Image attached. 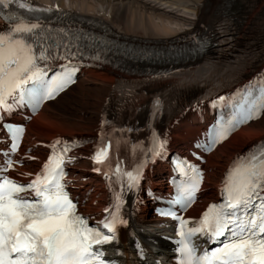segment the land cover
<instances>
[{
    "label": "snow or ice",
    "instance_id": "snow-or-ice-1",
    "mask_svg": "<svg viewBox=\"0 0 264 264\" xmlns=\"http://www.w3.org/2000/svg\"><path fill=\"white\" fill-rule=\"evenodd\" d=\"M14 6L43 11L22 0H0V9ZM5 19L10 23L0 33V109H12L9 97L38 107L75 82L77 69L67 66L59 76L46 79L39 61L50 57L46 48L34 43L38 23L27 22L15 11ZM108 147L95 153V163L104 162ZM163 147L161 142L158 148ZM52 148L43 170L28 184L0 175V264H106L98 246L115 238L119 217L106 210L109 216L99 226H90L62 183L69 149L58 150L55 144ZM11 167L9 163L7 168ZM127 176L132 181L129 187L138 183L139 174L129 172ZM198 188L199 180L185 188L181 201L185 207L194 201ZM224 192V203L209 206L196 226L188 227L190 221L176 217L179 264H264V150L233 169ZM198 236L217 247L204 248L198 254Z\"/></svg>",
    "mask_w": 264,
    "mask_h": 264
},
{
    "label": "bare ground",
    "instance_id": "bare-ground-1",
    "mask_svg": "<svg viewBox=\"0 0 264 264\" xmlns=\"http://www.w3.org/2000/svg\"><path fill=\"white\" fill-rule=\"evenodd\" d=\"M41 1L66 12L67 1L70 0ZM71 2L78 4L76 12L79 15L107 24L125 39L173 44L207 27L214 34L213 43L207 55L196 59L191 56L188 61L185 58L180 63L173 60L166 66L171 71L160 76L135 78L109 69L90 71L87 77L57 100L46 103L33 119L27 127V135L34 145L58 136L97 133L101 120H106L109 126H145L152 101L156 98L163 101L161 127L170 129L175 122L184 121V118L180 119L183 112L195 102L244 83L264 67V0H234L232 3L228 1L226 6V0H124L115 4L110 0ZM155 6L192 15L196 19L183 24L191 30L182 32L166 27L167 21L171 24L175 20L167 18L166 14L156 15L155 11L159 9ZM83 7H86V13L81 11ZM134 10L142 16L133 17ZM223 12L226 17H222ZM178 127H173L174 137L181 143H187L192 136V128L188 123L177 130ZM262 139L264 114L217 147L207 157L206 167L217 169L221 177L233 157ZM39 151L38 156L43 154L42 150ZM89 166L88 157H80L74 172L88 176ZM218 182L216 180V186ZM206 203L207 199L195 204L191 214L197 215ZM102 207L103 199L91 210L98 213ZM151 238L158 241L154 236Z\"/></svg>",
    "mask_w": 264,
    "mask_h": 264
},
{
    "label": "rangeland",
    "instance_id": "rangeland-1",
    "mask_svg": "<svg viewBox=\"0 0 264 264\" xmlns=\"http://www.w3.org/2000/svg\"><path fill=\"white\" fill-rule=\"evenodd\" d=\"M35 1H37V2H40V0H35ZM71 1V0H70ZM110 1H112V2H114V4L115 3H118L119 1H124V0H110ZM131 1H133V0H131ZM140 1V0H139ZM144 1H146V0H144ZM68 2V1H67ZM82 3V2H81ZM80 3V4H81ZM92 3L90 2V5H91ZM152 6H153V4H151ZM71 6H73V8L74 9H78V4H76V3H71ZM157 9H159V10H157V11H155V14L156 15H158V16H161V14L163 15V14H166V17L167 18H171L172 17V19H173V23H169L168 21L166 22V24H165V26L166 27H169L170 29H173V30H179V31H182L184 28H187V26H185V25H183L185 22H192L193 21V16L192 15H188V14H185V13H181V12H179V11H177V10H175V9H171V8H169V9H165L164 7H162V6H155ZM86 7H83V10H81V11H83L84 13H86V9H85ZM76 9V10H77ZM131 10H133V9H131ZM163 11H165L166 13H164ZM133 12H135V13H133V17H136V15H140V13H136V11L134 10ZM132 14V13H131ZM135 14V15H134ZM138 15V17H141L142 16V14L139 16ZM175 16L178 18H175ZM258 17V16H257ZM179 20V21H178ZM177 22H180V24L179 23H177ZM183 22V23H182ZM159 23V22H158ZM182 29V30H181ZM79 107H77V109H78Z\"/></svg>",
    "mask_w": 264,
    "mask_h": 264
}]
</instances>
